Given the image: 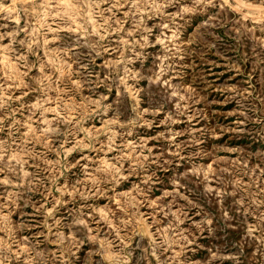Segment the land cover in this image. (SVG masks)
Here are the masks:
<instances>
[{
  "label": "rangeland",
  "instance_id": "rangeland-1",
  "mask_svg": "<svg viewBox=\"0 0 264 264\" xmlns=\"http://www.w3.org/2000/svg\"><path fill=\"white\" fill-rule=\"evenodd\" d=\"M0 264H264V0H0Z\"/></svg>",
  "mask_w": 264,
  "mask_h": 264
}]
</instances>
